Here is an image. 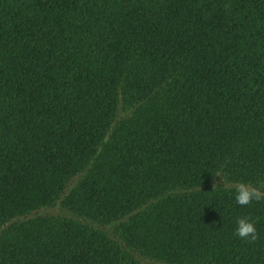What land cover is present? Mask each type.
I'll return each instance as SVG.
<instances>
[{
	"label": "trees",
	"instance_id": "trees-1",
	"mask_svg": "<svg viewBox=\"0 0 264 264\" xmlns=\"http://www.w3.org/2000/svg\"><path fill=\"white\" fill-rule=\"evenodd\" d=\"M238 182L264 196V0H0V264H264Z\"/></svg>",
	"mask_w": 264,
	"mask_h": 264
},
{
	"label": "clouds",
	"instance_id": "clouds-1",
	"mask_svg": "<svg viewBox=\"0 0 264 264\" xmlns=\"http://www.w3.org/2000/svg\"><path fill=\"white\" fill-rule=\"evenodd\" d=\"M218 175V174H217ZM216 185H213V188ZM233 191L235 192V201L240 206L250 205L253 201H259L264 198L261 192L256 188L244 182H238ZM255 221L247 216L235 218L234 235L249 243H254L259 239V234L255 227Z\"/></svg>",
	"mask_w": 264,
	"mask_h": 264
}]
</instances>
